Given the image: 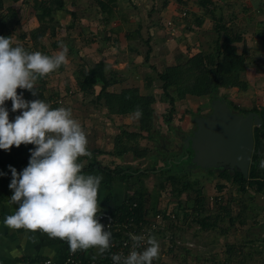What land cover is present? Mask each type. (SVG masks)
<instances>
[{
  "label": "rangeland",
  "instance_id": "obj_1",
  "mask_svg": "<svg viewBox=\"0 0 264 264\" xmlns=\"http://www.w3.org/2000/svg\"><path fill=\"white\" fill-rule=\"evenodd\" d=\"M11 1L4 0V4L0 6V36L11 37L13 46H20L28 53L39 51L44 55H51V51L55 50L52 44L54 39L45 37L43 40H36L31 36L32 18L35 14L34 3L37 0H23L20 5H14ZM167 1L125 0L123 16H127L132 21L126 28L130 32L140 26V39H137V36L133 41H127L126 33L116 35L111 32V26L100 30H97L98 27H93L92 36L86 33L84 39V41L91 40L90 44L98 45L104 42L105 37H109L110 42L118 39L117 46L114 47L110 43L111 47L106 49H109L110 54L108 56L107 53L105 58L107 75L117 81L108 88L107 92L119 95L135 88L141 96L153 95L156 98V102L152 105L154 109L152 140L147 139V134H144L130 140L124 137L120 143L124 133L140 130L139 115L115 113L114 107L106 104L109 100H106L107 97L98 101L96 97L101 86L96 87L94 95L81 93L80 79L76 78L73 71L75 69L79 71V68L70 69L66 66L64 71L58 68L49 75L38 78L35 84L38 92L36 96L28 90L17 89V94L25 101L43 100L53 109L59 107L71 109L73 118L79 121L88 140L87 150L91 156H83L84 163L97 160L111 169L123 167L135 172L138 169L151 170L154 165L160 167L169 158H179L176 163L186 162L182 158V153L186 154L184 147L175 148V144L179 142L175 141L174 137L179 138V136L174 135L173 132L182 133L180 127L186 125L187 132L192 135L197 130L195 118L210 115L211 104L215 99L225 100L231 111L237 115H245L244 112L250 113L254 108H261L259 93L261 32H264V11L261 12V5H264V0H211L210 12L197 5L199 0L198 2L174 0L172 7L167 6ZM85 4L95 5L93 1L88 0ZM9 7L17 14L4 20L3 16L10 15ZM161 10L168 12L163 14L165 11ZM185 11L187 15L181 16ZM213 16L217 20L221 19L222 26L236 39L233 45L236 53L243 55L245 60L244 74L248 73L245 80L249 82L250 89L248 91L238 87L220 89L211 101L207 97L187 96L186 100H177L175 107L172 108L163 94V83L151 67L164 72L167 67L185 62L186 59L201 52L210 53L217 38ZM199 21L202 24H199ZM169 22H172V26H169ZM149 37L152 40L147 42ZM107 44L108 42L105 41L104 45ZM118 46L120 50L117 52L121 55L115 57ZM94 50L95 48H91L88 58L79 59L84 61L86 69L98 63L97 56H93ZM150 78L152 85L149 86ZM231 103L237 109H232ZM7 110L10 113L11 110L9 108ZM170 116L172 121L168 124L166 121ZM187 132L182 135H189ZM183 139L185 141V137ZM119 144L136 151L120 156L117 152ZM209 170L213 169L197 167L188 170L187 180L194 189H201L206 198L205 210L200 215L194 210L193 189L185 191L180 198H177L170 183H164V187L160 188L162 181L159 176L150 172L146 176L136 175L135 179H120L116 182H112L104 175L94 173L103 177L98 191L100 211H116L131 197L137 200L139 196L136 192L141 191L146 196L145 204L150 217L154 214V210L162 211L170 207L176 211L175 223L152 234L159 244L157 259L162 264H264V238L261 235V230L264 231V222L261 223L263 217L258 216L257 224L251 222L254 215H263L264 196L259 195L260 202L257 198H251L249 194L242 195L236 185L223 181L217 176L221 170L229 169L215 168L214 170L217 171L214 174H210ZM222 183L226 188L219 191L217 186ZM178 189L183 190V185H179ZM219 197L222 198L220 204L228 206L227 213H222L219 205L215 204L216 198ZM179 201L182 202V207ZM184 210L188 213L187 217L184 216ZM218 213H222L223 219L216 230H203L197 223L205 217H210L212 223L215 220L213 216ZM231 219H234L233 222ZM258 225L262 226L261 230H253L258 229ZM170 245L173 248L169 247Z\"/></svg>",
  "mask_w": 264,
  "mask_h": 264
},
{
  "label": "clouds",
  "instance_id": "obj_2",
  "mask_svg": "<svg viewBox=\"0 0 264 264\" xmlns=\"http://www.w3.org/2000/svg\"><path fill=\"white\" fill-rule=\"evenodd\" d=\"M61 47L62 51L54 56L39 51L28 53L13 46L11 37L0 36V149L9 151L21 144L36 146L22 173L9 166V188L13 191L9 202L18 207L4 224L66 241L72 254L92 248L103 254L110 247L112 234L98 218V191L103 177L81 174L79 158L91 156L85 131L71 109H53L43 100L28 102L17 94V89H25L38 95V78L67 64L68 49ZM9 100L13 112L23 110L14 122H10L5 107ZM129 235L134 250L127 257L112 255L114 264H153L159 254L155 237L149 236L148 246L140 252L135 249L144 237Z\"/></svg>",
  "mask_w": 264,
  "mask_h": 264
},
{
  "label": "trees",
  "instance_id": "obj_3",
  "mask_svg": "<svg viewBox=\"0 0 264 264\" xmlns=\"http://www.w3.org/2000/svg\"><path fill=\"white\" fill-rule=\"evenodd\" d=\"M114 1L115 0L99 1L103 13L108 15V21H111L112 18H114ZM11 2L14 5H20L23 3V0H12ZM3 4L4 0H0V6ZM211 4V0H199L198 2L199 7H202L208 12H210L209 6ZM65 5L66 2L63 0L35 1L34 10L37 11V19L40 22V27L36 32H32L31 36L33 39L39 40L41 36H44L48 32L49 28L47 27L46 18H52L57 11L65 10ZM13 10V8L9 7L8 11L10 15L8 17L3 16L4 20L16 16L17 13ZM212 14L214 15V13ZM213 20L215 23L214 30L217 34V38L210 53L201 52L190 59H186L185 62H179L167 67L164 72L156 67H151V69L158 75L157 78L163 83V94L165 98L169 100L172 108L175 107L177 100H185L187 96L198 98L207 97L211 101L215 98L220 89L238 87L239 89L246 91L248 88L246 82L240 79L241 74L245 70V60L242 57L243 55L236 53V48L233 45L236 39L229 34L225 27L222 26L221 19L217 20L216 17L213 16ZM199 24H202V22L199 21ZM134 34L135 33H132L133 36ZM106 68L107 66L104 62H99L90 69H82L79 73V77H77L80 79L79 91L84 94L94 95L96 94V87L101 86V90L96 97L98 101L107 97L106 100H109L106 104L113 106L115 113L120 115L136 113L139 115L140 130L134 133H124L121 137L120 143L124 137L130 140L131 138H139L144 134H147V139L152 140L154 138L152 135L154 126V109L152 105L156 102V98L153 95L141 96L138 89L135 88L128 89L119 95L108 93V88L117 81L114 78L111 79L108 77ZM148 85H152L151 78L148 80ZM231 107L232 109H237L232 103ZM116 108H118V110H115ZM251 112L259 115L262 125L254 128L255 146L248 179H245V177L237 170L234 172L221 170L217 176L223 181L236 185L239 193L242 195L248 196L249 194L251 198L255 199L259 195L264 196V168L261 167V161H264V108H254L250 113ZM244 113L245 115L249 114L248 112ZM171 121L172 117L170 116L166 122L169 124ZM120 146L122 147L120 148ZM35 148L36 146L33 144H21L19 148L13 146L9 151L0 149V155L6 152H12L17 156L27 155L31 157V152L34 151ZM117 148V152L120 156L130 153L131 151H136L131 147L121 144H119ZM182 156H185V153H182ZM178 160L179 158H169L164 161L162 164L163 167H157V165H154L150 168L151 170L143 171L142 169H138L135 172L123 167L111 169L97 160L83 164L82 157L79 158L78 162L83 165L81 174L92 175L94 173H99L106 176L112 182H116L120 179H135L136 175H139L140 177L146 176L149 172L157 174L162 181L159 187L163 188L164 183H170L173 186V191L177 198H180L185 191L193 189V192L195 193L194 210L200 215L205 210L206 198L201 189H194L192 184L187 180L189 173L186 165L188 162L176 163ZM215 171L217 170H209V173L214 174ZM179 185H183V190L178 189ZM217 187L219 191H223L226 188L223 183ZM136 193L139 196L137 200L134 197H131L116 211L100 212L105 213L114 219H120V221L132 217L137 221L149 218L150 214L146 209L145 194L141 191H137ZM252 194L254 195L253 197ZM220 201H222V198H216L215 204L219 205L222 213H227L229 210L228 206L221 205ZM179 203L181 205L180 207H182V202L179 201ZM159 212L160 211L154 210L152 216H155ZM222 213L213 216L215 220L212 221V223H210V217L202 218L198 220L197 223L203 230H216L219 222L223 219L221 217ZM184 216H188V213L185 210ZM258 216L260 215L256 214L252 218V221L256 224ZM233 220L234 219H231V222H233ZM230 249H232V247H230ZM95 250L96 248H92L87 250V252L82 250H78L77 252L84 255L90 253L96 255Z\"/></svg>",
  "mask_w": 264,
  "mask_h": 264
},
{
  "label": "crops",
  "instance_id": "obj_4",
  "mask_svg": "<svg viewBox=\"0 0 264 264\" xmlns=\"http://www.w3.org/2000/svg\"><path fill=\"white\" fill-rule=\"evenodd\" d=\"M63 1L66 2L65 10L57 11L52 18H46L47 27L49 29L48 32L44 36H41L39 40H43L45 39V37H49L55 40L54 42H52L55 50H52L51 55L49 56H54L58 52L62 51V45L67 47V64L60 66L59 69L64 71L66 69V66L70 67V69L75 67L77 69L79 68V71H75L76 69L73 70L76 78L79 77V73L82 69H86L84 68V66L86 65L84 61H79V59L88 58L91 52V48H95L93 56H97L98 63L104 62L107 66V61L105 58H107V53L108 56L110 54L109 49H106L111 47L110 43L114 47L118 45L117 43H119L118 39H115L114 41L112 40L113 42H110L111 39L109 37H105L104 40V42H108V47L107 45H104V42L98 45L97 43L93 42V44H90L91 40L84 41L86 33L92 36L93 27H98L97 30H100L111 26V32L116 35L126 33L125 38L127 41L131 42L137 36V39H140V26L139 28H137V30L130 32L126 28L127 26H130L129 24H131L132 21L130 20V18L128 19L127 16H123V9H125V5H123V3L125 2V0L114 1L113 9L115 14L114 18H112L111 21H108V15L106 13H103L102 7L99 4L100 0H88L93 1L95 5L85 4L86 0H69V2H67L66 0ZM173 2L175 1L168 0L167 6L169 5L168 7H172ZM196 2H198V0H196ZM161 11H165L163 14L168 12V10ZM262 11H264V5H261V12ZM32 23L33 28L31 30L32 32H36L40 27V22L37 19L36 10L34 17L32 18ZM156 30L158 31V29ZM132 33H135L134 36L132 35ZM150 39L151 38L149 37L147 41ZM117 50H120L119 46L117 47L115 54L113 53L115 57L121 55V53H118ZM247 74H244L243 72V78L241 76V79L246 82L248 86L246 91L250 89L249 82L245 80ZM259 93L261 94L262 109L264 108V32H261V90H259ZM5 107L11 110L9 113L10 115L12 112V107L10 106L8 101L5 102ZM180 129L182 130V133L174 131V135L175 133L185 134L188 130V126L182 125ZM30 159V156H17L12 152H6L0 155V264H45V262L48 260L59 262L62 261L69 252V245L66 241L49 238L42 232L32 233L23 229L14 230L6 227L4 224L5 218L8 215L14 214L18 207V205H14L9 202V199L13 195V191L9 188V184L12 180V173L9 169V166L15 168L17 173H22V171L29 166ZM83 164L86 163L83 162ZM257 199L261 202L260 196H258ZM259 217H263V219H261V223H263L264 212L263 215ZM251 222L253 223V221ZM261 227L262 226L260 225L258 229L253 230H261ZM261 231V235L264 238V231ZM95 252L96 255L100 253L99 249L97 248Z\"/></svg>",
  "mask_w": 264,
  "mask_h": 264
},
{
  "label": "water",
  "instance_id": "obj_5",
  "mask_svg": "<svg viewBox=\"0 0 264 264\" xmlns=\"http://www.w3.org/2000/svg\"><path fill=\"white\" fill-rule=\"evenodd\" d=\"M211 107L210 115L195 118L197 130L183 142L184 161L191 157L188 150L192 152L188 170L224 168L237 170L248 179L255 146L254 128L262 125L259 115L234 114L219 98Z\"/></svg>",
  "mask_w": 264,
  "mask_h": 264
},
{
  "label": "built area",
  "instance_id": "obj_6",
  "mask_svg": "<svg viewBox=\"0 0 264 264\" xmlns=\"http://www.w3.org/2000/svg\"><path fill=\"white\" fill-rule=\"evenodd\" d=\"M187 15L186 11L182 13L181 16L185 17ZM169 26H172V22L168 23ZM12 107V102L8 101ZM23 110L17 112H11L9 115L10 122H14L15 118L18 115L22 114ZM100 223L105 226L106 231L111 232L110 247L103 253L95 254H81L76 252L75 254L68 252L66 257L59 262L48 260L45 264H114V261L111 259L112 255L119 254L123 257H127L131 251H133V240L130 237L132 235L144 237L140 242V246L136 248V251L142 252L148 245L147 239L149 236H153L154 232H158L163 229L165 226H169L176 222L177 215L176 212L167 207L157 213L155 216L145 218L144 220L137 221L135 218H128L124 221L120 219H114L108 216L105 213L99 212ZM109 226V227H108ZM173 248V246H169ZM104 261V262H103ZM102 262V263H101ZM153 264H162L160 260L155 258Z\"/></svg>",
  "mask_w": 264,
  "mask_h": 264
},
{
  "label": "flooded vegetation",
  "instance_id": "obj_7",
  "mask_svg": "<svg viewBox=\"0 0 264 264\" xmlns=\"http://www.w3.org/2000/svg\"><path fill=\"white\" fill-rule=\"evenodd\" d=\"M175 135H176V136H179V138H180V141H179V138H178V137H174L175 141L179 142V144H175V148L178 147V146H179V147H183V146H182V145H183V142H184V139H183V138H184V137L186 138V137H188V136H191L190 134H189V135H184V136H183L182 134H179V133H175ZM179 147H178V148H179ZM175 150H176V149H174V151H175ZM172 151H173V149H172ZM189 153H190V155H191V157H192V152L189 151ZM183 157H184V156H183ZM183 157H182V158H183ZM191 157L189 158V160H187L188 164L186 165V167L190 164V159H191Z\"/></svg>",
  "mask_w": 264,
  "mask_h": 264
}]
</instances>
